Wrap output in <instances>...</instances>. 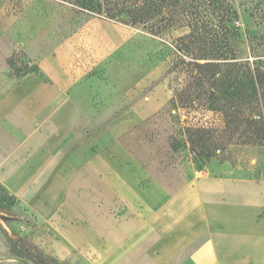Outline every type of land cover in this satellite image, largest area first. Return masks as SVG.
I'll return each instance as SVG.
<instances>
[{
  "label": "crops",
  "instance_id": "crops-1",
  "mask_svg": "<svg viewBox=\"0 0 264 264\" xmlns=\"http://www.w3.org/2000/svg\"><path fill=\"white\" fill-rule=\"evenodd\" d=\"M82 35L67 48L70 66L43 62L51 82L34 76L7 95L0 75V185L54 231V256L81 264H264V181L212 160L171 192L175 183L140 161L131 122L120 116L153 107L119 94L124 73L118 82L108 74L96 80L93 92L80 78L86 68L118 65L110 56L122 28L93 22Z\"/></svg>",
  "mask_w": 264,
  "mask_h": 264
},
{
  "label": "rangeland",
  "instance_id": "rangeland-1",
  "mask_svg": "<svg viewBox=\"0 0 264 264\" xmlns=\"http://www.w3.org/2000/svg\"><path fill=\"white\" fill-rule=\"evenodd\" d=\"M70 2L0 0V75L5 76L7 95L34 76L51 82L43 73L45 61L70 66L72 57L67 48L74 43L81 45L79 40L91 23L122 28L124 38L110 56L118 65L86 68L80 78L91 83L93 92L96 80L114 75L117 81L124 73L128 85L118 86L119 94L130 93L145 107H153L151 111L120 115L131 122L139 159L152 174L158 180L175 183L170 191L176 192L184 185L183 178L216 160L248 170L255 180L264 181V140L255 141L262 128L253 123L259 118H249L250 113L244 112L228 123L218 110V105H238L245 110L256 104L253 89L246 85L242 72L257 66L264 70V0H174L169 15L165 12L158 22L135 26L79 12ZM155 28L162 31L155 33ZM193 29L195 43L188 46L196 55H207L214 45L226 40L235 54L233 62L242 64L240 81L233 85L237 88L226 89L219 101L210 95L207 84L195 83L196 61L181 50L180 46L188 43L183 38L193 34ZM193 141H200L202 146L193 149ZM200 147L213 150L214 157H200ZM146 156L154 157L153 164H147ZM24 246L32 253L41 252L50 264H81L79 260L63 261L54 256V231L0 185V264H37L35 258L17 256L15 250Z\"/></svg>",
  "mask_w": 264,
  "mask_h": 264
},
{
  "label": "trees",
  "instance_id": "trees-1",
  "mask_svg": "<svg viewBox=\"0 0 264 264\" xmlns=\"http://www.w3.org/2000/svg\"><path fill=\"white\" fill-rule=\"evenodd\" d=\"M65 1V0H64ZM72 1L69 4L73 8L78 9L79 12H85L93 14L101 18H106L114 21H122L132 26L138 24H146L150 21L158 22L163 13L167 15L170 12V8L174 0H69ZM227 14L230 11H226ZM156 27V26H153ZM154 29V28H153ZM155 28V33H159L162 30ZM226 28H224L225 30ZM154 31V30H153ZM193 34L185 36L183 40H187V46L181 47L182 51H187L195 61L193 67L196 69L195 83L199 86L208 85L211 91V96H214L215 101H219L221 96H224L227 92L226 89H236L234 84L239 83V68L242 64L233 62L236 61L235 54L232 47L225 42L219 46H213L207 55L198 56L191 51L189 44L195 43L196 32L192 30ZM199 60L208 61L204 64ZM245 77V83L252 87L253 96L255 97L256 104H250L245 110L238 105H218V110L223 114L224 119L231 123L235 118L240 117L244 112H249V118L257 116L259 119L253 120L254 124H261V134L256 137L255 141L260 138L261 143L264 140V70H261L258 66L253 71L242 72ZM234 95L235 93H230ZM251 94V95H252ZM183 96V93L179 96ZM250 96L251 100L254 98ZM260 136V137H259ZM192 148H197L202 144L200 141L191 142ZM200 157L211 160L214 157L215 152L208 147H200ZM18 247V246H17ZM17 256L35 258L37 264H50L51 260L44 256L41 252L32 253L24 247H19V250H15Z\"/></svg>",
  "mask_w": 264,
  "mask_h": 264
}]
</instances>
